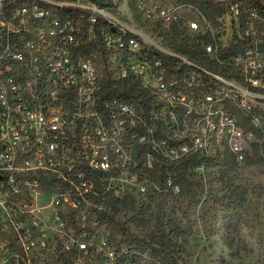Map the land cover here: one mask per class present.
Returning a JSON list of instances; mask_svg holds the SVG:
<instances>
[{
    "label": "built area",
    "instance_id": "obj_1",
    "mask_svg": "<svg viewBox=\"0 0 264 264\" xmlns=\"http://www.w3.org/2000/svg\"><path fill=\"white\" fill-rule=\"evenodd\" d=\"M151 1L149 13L171 28L173 7ZM211 1L221 13L190 22L200 30V64L130 28L115 0L109 8L0 0V207L50 209L68 247L97 249L109 261L116 252L90 216L111 197L179 194L171 170L163 185L151 176L157 165L168 169L213 143L229 146L239 164L253 143L264 155V0ZM84 36L101 44L113 79L140 81L149 111L142 98H102L100 66L79 50ZM44 195L50 203L39 208L34 200Z\"/></svg>",
    "mask_w": 264,
    "mask_h": 264
},
{
    "label": "rangeland",
    "instance_id": "obj_2",
    "mask_svg": "<svg viewBox=\"0 0 264 264\" xmlns=\"http://www.w3.org/2000/svg\"><path fill=\"white\" fill-rule=\"evenodd\" d=\"M115 1L118 4L115 14L124 23L165 47H170L171 34L176 32L181 38L198 42L200 30L190 27L191 20H200L202 16L196 5L182 4L179 0L153 1L154 5L173 7L172 30L149 13L151 0ZM110 67L115 68L116 62L111 61ZM210 146V154L216 155L215 144ZM220 168L195 169L192 192L180 197L166 193L136 194L127 207L115 214L108 207L105 219L100 213L92 214L90 222L105 228L110 247L116 252L114 260L109 261L97 249L83 253L68 247L63 237L65 230L60 229L50 209L36 214L19 209L24 216L2 205L0 264H166L173 254L180 264H264V165L244 166L231 172L235 184L248 188L247 199L240 206L230 205L223 198L225 177ZM34 202L42 208L48 206L50 199L44 195ZM227 215L237 222L235 230L229 229ZM162 216L171 226L181 225L184 232L173 236L177 245L168 253L154 255L149 248V235ZM99 235V230L94 231L91 241L99 243ZM28 242L30 247L26 245ZM142 247L147 249L142 252Z\"/></svg>",
    "mask_w": 264,
    "mask_h": 264
},
{
    "label": "trees",
    "instance_id": "obj_3",
    "mask_svg": "<svg viewBox=\"0 0 264 264\" xmlns=\"http://www.w3.org/2000/svg\"><path fill=\"white\" fill-rule=\"evenodd\" d=\"M67 1H77V0H67ZM92 3L97 4L101 7H112L113 0H88ZM182 4L196 5L201 14H205L209 18L214 19L217 14L221 13V8L216 6L211 0H179ZM66 14L78 16L81 9L72 7H64ZM87 20L84 19V29H86ZM100 22L98 25H101ZM172 30L175 28V24L171 26ZM170 28V29H171ZM87 30V29H86ZM86 36H84L80 42L79 50L86 56H93L95 62L100 66L101 70V96L103 99L109 98H124L127 100H139L142 98L141 102L145 104L147 111L151 108V101L148 99L147 90L141 85L139 80L131 78H123L120 80H115L112 78V73L109 71L106 52L97 41H86ZM183 40L185 42H181ZM171 45L176 49L186 53L188 57L200 64H202V55L196 52L193 47H196L194 42H191L187 37H180L176 32L171 35ZM170 71L174 74H178L175 66V61L171 59ZM190 70V69H188ZM215 144V143H213ZM211 147V146H210ZM210 147L202 150V152H192L190 153L188 159L184 162L173 164L168 169L164 165H157L151 170V176L156 178L157 181L163 185L165 182L166 172L171 170L175 173V182L179 184L181 192L176 197H180L193 190V181L195 178L194 170L203 166L207 168H215L220 166V173L225 177V181L222 184V190L224 191L223 198H225L230 205L240 206L247 199L248 188L242 184H235L231 179V172L237 170L240 167L251 166V165H264V155L263 150H261L260 145L257 143L252 144L251 151L247 154L244 162L239 164L236 155L231 151L229 146L223 144H215L216 155L210 154ZM220 160L221 162H218ZM204 183L202 182V185ZM163 193V192H162ZM166 194H171L170 192ZM173 195V194H171ZM133 201V196H126L124 198H114L111 197L108 201L110 211L115 214L121 209L127 207L130 202ZM101 218L105 219L108 215L107 211L100 213ZM226 223L230 230H235L237 227V222L234 221V217L227 215ZM184 229L181 225L175 224L170 225L169 220L165 216L158 219L156 230L149 235V248L152 254L159 255L162 252H167L171 247H175L177 244L173 241V236H179L183 234ZM147 247H142L140 251L144 252ZM166 264H180L177 258L174 256L171 258L170 262Z\"/></svg>",
    "mask_w": 264,
    "mask_h": 264
}]
</instances>
